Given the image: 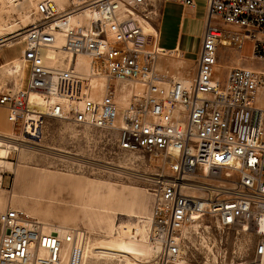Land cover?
<instances>
[{"label":"built area","instance_id":"built-area-1","mask_svg":"<svg viewBox=\"0 0 264 264\" xmlns=\"http://www.w3.org/2000/svg\"><path fill=\"white\" fill-rule=\"evenodd\" d=\"M167 2L196 5L66 0L58 9L54 0H36L37 19L22 34L26 77L15 72L0 84V108L23 138H39L54 119L115 130L118 149L158 160L146 218L152 255L141 264H192L187 239L209 233L206 222L227 239L247 235L250 264H264V68L217 71L223 37L231 45L253 40L251 59L264 64V0H207L187 81L159 69L158 35L142 26L157 30ZM79 57L90 59L87 70ZM18 80L23 85L13 89ZM0 230V264H85L92 236L77 226L49 230L13 206L0 212Z\"/></svg>","mask_w":264,"mask_h":264},{"label":"rangeland","instance_id":"rangeland-1","mask_svg":"<svg viewBox=\"0 0 264 264\" xmlns=\"http://www.w3.org/2000/svg\"><path fill=\"white\" fill-rule=\"evenodd\" d=\"M32 1L30 7L26 5L25 9L14 12L8 0H0V65L21 55L22 34L37 19L33 11L36 0ZM54 1L60 8L64 7V0ZM206 6L207 0H196L195 11L187 14L184 29L182 48L192 60L189 69L194 73ZM173 29L174 25L169 32L162 29L160 45H170L174 41ZM10 44L13 45L8 47ZM253 47L254 41L248 38L242 45L221 44L217 64L219 75L223 77L237 66L264 68L262 62L251 59ZM168 52L166 56L172 53ZM14 66L0 69V84L10 80L17 68ZM0 130L11 133L0 132V147L9 150L8 158L0 159V212L13 206L29 213L30 218L43 223L49 230H55L57 226L87 229L92 236L85 264L143 262L137 252H144L146 247L135 241L143 231L142 220L150 215L153 185L149 180L159 171L155 168L156 158L118 149L115 130L80 128L54 119L47 120L39 138H23L19 124L10 123L7 111L2 109ZM132 195L135 203L131 206L128 202ZM206 223L211 225L209 233L194 232L187 239L190 263H251L254 244L247 235L227 239L226 232L216 229L214 223ZM122 225L141 226L136 240L125 239L124 233H120ZM97 241L104 246L109 244L132 251L136 258L127 261L94 253L91 245Z\"/></svg>","mask_w":264,"mask_h":264},{"label":"bare ground","instance_id":"bare-ground-1","mask_svg":"<svg viewBox=\"0 0 264 264\" xmlns=\"http://www.w3.org/2000/svg\"><path fill=\"white\" fill-rule=\"evenodd\" d=\"M8 1L11 4L10 7H11V9L14 10V12L25 9L26 5L28 8L34 3L32 0H8ZM65 1L66 0H64V4H65ZM57 6H58V9L64 8V7L60 8L58 4H57ZM142 26H143L145 33L156 34V31L153 30L152 26H150L148 21H142ZM220 44H222L223 46L231 45L230 41L226 37L222 38V41ZM12 45L13 44H10L8 47H11ZM157 50L159 52H161V54H163V55H166V53H167L165 49L160 47V45L157 46ZM90 63L91 62H90V59L88 57H79L78 58V67L81 70H87L90 66ZM11 64H14L17 66L16 70L13 71V73L18 72L17 74L19 75L20 79L24 80L26 77V70H27L26 62L24 60H22L20 58V56L19 57L17 56V57H14L12 59V61H10V62L1 63L0 69H2V70L6 69V68L9 69ZM251 68H254V67H251ZM254 69H256V68H254ZM260 69H262V68H259L257 70H260ZM11 75H13V74H11ZM183 79L185 81L189 80L187 78H183ZM95 83H96V86H101V81L96 80ZM22 85H23V82L18 80V82L16 84V88H13V89L21 88ZM8 151H9L8 149L0 147V159L1 158H8V153H9ZM18 209H20V208H18ZM28 216L31 217V215L29 213H28ZM144 219L145 220H142V222H144L143 223L144 228H143V231L140 232V235L138 236V237H140L139 240H136L137 234H138L137 230L133 231L132 233H129L128 231L124 232V235L126 236L125 239L136 240L135 242L140 243V244L144 245V247H146V250L144 248V250H145L144 252H142V250H141V253L137 252L139 254V260H141V261H143L145 258L152 255V249H151V247L147 241V236H146V233H147L146 217H144ZM55 230L63 233L66 229H62V228H59V226H57ZM111 242H113V241H111ZM124 244L128 245L126 241H124ZM67 250H68V248L65 247L66 253H67ZM91 251L94 253L96 252L97 254L100 253L103 256H109V257H113V258H123L124 260H127V261H133L136 258L132 251H127L125 249H120L118 247L117 248L111 247V246H109V244L104 246L99 241H97L91 245ZM240 264H242V263H240Z\"/></svg>","mask_w":264,"mask_h":264},{"label":"crops","instance_id":"crops-1","mask_svg":"<svg viewBox=\"0 0 264 264\" xmlns=\"http://www.w3.org/2000/svg\"><path fill=\"white\" fill-rule=\"evenodd\" d=\"M193 11H195V7H192V8L184 7L181 4H178L175 2H167L163 6L162 13L160 16L161 18L158 22V27H157L158 29L156 30L155 27L149 22L153 30L157 31L159 41L161 39L162 29L165 30L166 32H169L171 31L170 27L174 25V29H173L174 32L172 35L173 37L172 39L174 41H172L170 45L162 46L159 44L161 48L166 50V52L169 51L172 53H170V56H166L167 53L166 55H161L159 62H158V67L161 71L172 74L173 76L177 78H191L194 75V72H191L189 69L190 62L192 60L186 56V53L183 51V48H182V45H183L182 41L184 37L183 35L185 31L184 29L186 26L185 24L188 20L187 14ZM0 109L5 110L3 108H0ZM0 132L4 134H8V135L11 134L8 131L0 130ZM128 203L131 206L132 204L135 203V199L133 195L130 197ZM59 228L66 229L65 227H62V226H60ZM140 228L141 226L139 225L135 227H131L129 225H122L120 233H124L127 231H136V230L137 232H139Z\"/></svg>","mask_w":264,"mask_h":264}]
</instances>
